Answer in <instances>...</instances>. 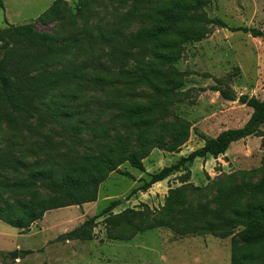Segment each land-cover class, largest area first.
I'll list each match as a JSON object with an SVG mask.
<instances>
[{
    "label": "rangeland",
    "instance_id": "rangeland-1",
    "mask_svg": "<svg viewBox=\"0 0 264 264\" xmlns=\"http://www.w3.org/2000/svg\"><path fill=\"white\" fill-rule=\"evenodd\" d=\"M1 1L0 30L10 24L31 22L39 32L58 35L56 44H72L71 51L63 56L25 66L23 77L45 75L75 65H82L88 74L109 60L113 46L126 44L129 35L149 25L141 18L149 8L144 0H90L88 7L81 6L78 0H65L63 10L47 23L37 17L53 0ZM193 13L207 34L200 40L182 44L172 68L183 74V84L159 116L162 120L174 116L187 120L191 125L187 140L178 151L157 147L147 150L142 168L127 161L118 164L117 168L128 175L110 171L98 183L95 200L47 210L28 229L15 228L0 220V264H230V239L242 229L241 225L232 231H211L203 228L202 221L177 222L179 211L175 220L164 219L168 225L159 224L165 218L162 208L168 191L180 185L186 184L187 204L195 207L205 202L212 206L218 181L235 179L253 183L260 179L264 173V123L259 126L261 133L232 141L223 153L196 157L146 190L132 192L149 179L150 173L203 145L204 140L194 129L205 137H216L222 130L242 127L253 109L239 101V95L264 98V37L229 29L255 27L264 35V0H210ZM211 19L220 20L225 26L207 21ZM101 32L113 34L112 42L101 40ZM4 36L7 45L10 44V38ZM75 38H79L77 43ZM3 43L0 40V46ZM145 52L150 54L151 46ZM88 86L84 97L57 102L67 103L66 108L74 112L88 105L98 124L108 126L117 109L106 104L109 98L106 90L90 89V82ZM216 88L231 90L235 98H224ZM55 92L48 89L39 101L42 113L53 110L48 103ZM121 94V99L141 103L152 95L145 86L133 87L131 94ZM75 116L45 120L44 125L38 124L36 116L23 114H17L13 122L0 119V149L12 152L24 162L36 160L46 167L53 166L57 177L61 162L66 163L74 158L75 151L82 152L93 145L92 130L84 129L75 137L69 131L77 122ZM133 135L132 132L131 138ZM50 145L54 148H49ZM28 170L20 165L2 170L1 175L9 181L18 180L27 178ZM9 200L16 206L13 197ZM112 200L117 202L110 211L90 220L79 235L69 234ZM60 234L66 238H59ZM27 249L30 252L23 255L21 252ZM15 250L17 256L11 258Z\"/></svg>",
    "mask_w": 264,
    "mask_h": 264
},
{
    "label": "trees",
    "instance_id": "trees-1",
    "mask_svg": "<svg viewBox=\"0 0 264 264\" xmlns=\"http://www.w3.org/2000/svg\"><path fill=\"white\" fill-rule=\"evenodd\" d=\"M78 1L81 6L88 7L90 4V0ZM144 1L149 4V8L142 13L141 18L142 22L149 25L129 35L126 44L113 46L109 60L100 63L88 74L82 70V65H75L45 75L23 77L25 66L35 65V61L43 63L49 58L63 56L71 51L72 44H56L58 35L39 32L31 22L10 24L0 30V40L4 42L0 46V119L13 122L17 114H23L36 116L38 124L44 125L45 120L61 116L71 119L76 114L77 122L69 129L73 136L84 129L92 130L93 134L90 149L75 151L74 158L66 163L61 162L57 177L53 166L46 167L44 162L36 160L24 162L12 152L0 149V220L15 228L28 229L47 210L93 201L96 199L98 183L110 171L128 175L127 171L117 168L118 164L127 161L134 167L142 168V158L147 150L157 147L178 151L189 137L191 125L187 120L179 116L162 120L159 116L179 94L177 89L183 84V74L172 68V63L182 51V44L200 40L207 34L206 28L193 12L204 7L210 0ZM0 5H3L1 0ZM65 5V0H53L38 15L37 20L43 23L51 21ZM207 21L225 26L220 20ZM229 29L248 32L253 37H264L255 27L236 26ZM113 33L118 34L117 31ZM4 34L10 38L8 45ZM100 35L101 40L112 42L113 34L101 32ZM78 40L75 38L74 43ZM147 46H151L150 54L145 52ZM6 64L11 67H6ZM88 82L92 85L90 89L106 90L109 96L106 104L117 109L108 126L98 124L88 105L74 112L66 108L69 107L67 103L57 102L63 98L73 101L84 97V89L90 87ZM137 86L151 90V98L146 103L121 99V92L131 94V89ZM48 89L56 91L48 103L53 110L42 113L39 101ZM216 89L226 99L235 98L229 89ZM238 99L253 109L242 127L222 130L216 137H205L194 129L204 140L203 145L180 156L174 163L150 173L149 179L143 180L132 192L146 190L153 183L182 169L196 157H215L223 153L232 141L261 133L259 126L264 123V98L241 94ZM132 132L134 135L131 138ZM46 138L50 140V137ZM49 148H54V145ZM20 165L29 168L27 178L9 181L1 175L2 170L15 169ZM185 185L168 191L162 208L165 218L157 223L168 225L169 222L164 219L175 220V213L179 211L177 222L190 219L202 221L203 228L211 231H232L241 225L242 229L230 239V264H264V173L253 183L235 179L218 181L212 206L205 202L195 207L187 204ZM49 192H53V195L49 196ZM10 197H13L16 206L11 205ZM116 202H109L99 214L85 220L69 234L79 235L90 220L110 211ZM29 252L27 249L21 253L25 255Z\"/></svg>",
    "mask_w": 264,
    "mask_h": 264
},
{
    "label": "water",
    "instance_id": "water-1",
    "mask_svg": "<svg viewBox=\"0 0 264 264\" xmlns=\"http://www.w3.org/2000/svg\"><path fill=\"white\" fill-rule=\"evenodd\" d=\"M59 238L64 239V238H66V236H65V234H60V235H59ZM16 256H17V251H16V250L13 251V252L10 254V257H11V258H15Z\"/></svg>",
    "mask_w": 264,
    "mask_h": 264
}]
</instances>
